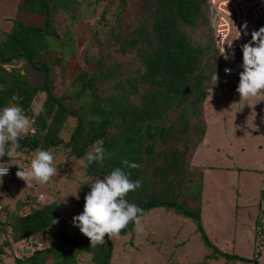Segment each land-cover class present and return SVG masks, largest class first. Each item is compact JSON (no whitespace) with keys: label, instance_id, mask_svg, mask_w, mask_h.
I'll return each instance as SVG.
<instances>
[{"label":"trees","instance_id":"1","mask_svg":"<svg viewBox=\"0 0 264 264\" xmlns=\"http://www.w3.org/2000/svg\"><path fill=\"white\" fill-rule=\"evenodd\" d=\"M102 1H106L103 6L99 4ZM109 2L86 3L91 12L87 19L95 16L98 5L105 17ZM139 4L142 14L132 24V35L120 31L117 17V26L111 30L112 37L116 33L115 49L122 52L124 59L108 64L99 58L94 74L80 73L74 78L69 86L73 94L58 96L54 92L53 65L77 52L70 27L74 29L85 19L82 11L85 4L79 0H20L19 17L14 19L6 36L0 37V108L15 102L32 117L33 101L41 91L45 93L42 105L46 115L34 114L36 132L22 137L19 149L28 154L38 148L50 150L63 144L69 155L82 158L95 144L102 145L106 151L103 166L90 165L85 169L86 175L103 178L114 168L123 167L124 159L138 163V169L124 170L131 172V179L142 181V186L130 192L127 199L144 209L143 216L155 208H164L193 219L205 245L211 249L205 255V264L208 259L223 257L261 264L259 243L254 257L222 251L208 237L201 221L203 173L193 158L208 132L204 108L209 95L207 83L213 82L215 74L219 80L226 64L214 40L209 0H139ZM27 13L41 14L43 21L25 23L22 16ZM60 13L61 20L66 21L62 31L57 30ZM97 29L98 34L104 32L101 25ZM106 35L110 40V35ZM243 43L235 48L241 50ZM55 45L62 55L52 59L48 54ZM131 52L139 66H127ZM19 60L24 61L21 67L14 64L8 70L4 66ZM32 68L43 74L42 85L30 81L27 74ZM121 74L125 77L120 78ZM111 79L113 92L99 93V85ZM14 95L16 101L12 100ZM76 99L85 102L72 106ZM69 117H74L76 124L64 141L60 131ZM11 158L12 155L0 158V163L9 164ZM195 168L201 170L197 176L193 174ZM188 194L192 196V206L182 200ZM84 197L78 200L82 210ZM31 200L30 195L18 203V209L30 207L26 214H16L7 220L0 217V234L7 231L5 243L22 245L52 229L56 237L49 245L33 244L29 254L21 251L16 264H73L83 250L92 253L94 263L110 264L111 239L105 237L103 245L91 247L89 238L83 234L72 236L64 228L61 208L52 202L56 199L37 207ZM52 218L58 223L51 224ZM162 225L164 228L165 224ZM182 227L178 224L176 233ZM127 232L134 238L136 226L130 223L121 233Z\"/></svg>","mask_w":264,"mask_h":264},{"label":"rangeland","instance_id":"2","mask_svg":"<svg viewBox=\"0 0 264 264\" xmlns=\"http://www.w3.org/2000/svg\"><path fill=\"white\" fill-rule=\"evenodd\" d=\"M84 2L83 14H86L84 20L79 22V25L74 29H71V36L74 39V45L76 46L77 52L64 58L63 60L57 61L53 65V84L54 92L58 96L64 94H73L69 88L73 84L74 78L80 73H87L88 76L94 74L96 70L97 60L100 58L102 61H106L108 64L114 63L116 60H123L122 52L116 50L118 46L116 43V33L112 37L111 30L117 26V19L119 18L120 31L128 35L133 34V23L140 19L141 5L139 0H107L110 1L108 10L105 17H102V7L106 4V1H102L97 6L96 14L94 17L87 19L90 15V10L86 6V3H93L95 0H79ZM20 0H0V37H5L7 32L13 28L14 19L18 18V4ZM86 7V8H85ZM119 14V16H118ZM25 23L39 24L43 21V15L36 13H27L22 16ZM117 17V19H116ZM59 19L57 30L62 31L66 26V21H62L63 14L60 13L57 17ZM214 20L212 19V25L214 28ZM103 27V33H97V27ZM253 30H258L261 26H264V19L256 22ZM250 24V23H249ZM252 30V31H253ZM118 33L119 30H116ZM248 35H243L242 39L249 36L250 26L247 29ZM110 35V40H107ZM251 39V36L247 41ZM246 41V42H247ZM57 44V43H56ZM58 45L53 47V50L49 52V57L52 59L60 58L62 53L59 52ZM241 48V47H240ZM234 52V57L229 60H225L226 64L222 67L224 73L221 75L217 83L208 82L209 95L204 103L205 116L207 120V134L208 138L215 140L216 146L209 147L212 151V155L216 156V160L220 161L224 165H229L232 162L241 163L245 166L259 167L264 169V129H260L255 126H260L264 119V101L257 103L254 107L244 104L243 108L240 109L243 101L240 102L239 93L236 91L239 82V72L243 69L242 65V51L236 48L232 49L230 53ZM71 53V51H69ZM110 57H105L106 55ZM127 66L135 65L139 66L137 59H134V53L128 54ZM45 59H48L47 55ZM13 61L12 64H4L8 70L14 67H21L24 61L19 60ZM124 61H122L123 63ZM240 65L241 69L235 71ZM225 66H228L231 70L230 73L225 72ZM122 70V69H120ZM30 81L36 85L43 84V74L32 68L29 72ZM125 74H121L120 78H124ZM215 83V84H214ZM112 93L113 92V81H103L99 85V93ZM45 98L44 92H38L34 99L32 111L36 114V111L42 104ZM67 99V97H66ZM78 102H85L76 99L71 105L75 106ZM240 109V110H239ZM32 114V118L35 116ZM76 124L74 117H69L65 123V128L60 131V137L67 141L70 135V131ZM248 134H256L249 136ZM258 134V135H257ZM243 144V145H242ZM96 146V144L94 145ZM92 146L89 151L94 147ZM40 150L39 148L26 154L20 149L12 153V158L9 165L14 168V174L10 177H3L2 184H0V200L4 205V210L0 212L2 220L15 216L16 214H26L29 212L30 207H20L18 209L19 202L26 200L31 195V202L34 206H38L39 203L51 202L53 199L59 200L64 195L75 192L78 188L79 199L86 195L90 191V185L85 183L89 178L99 179L96 176L86 175L85 169L79 164L80 159L69 155L68 148L64 147L63 144L58 147H52L51 151L56 160V166L58 168V175L54 177L48 184L29 187L25 181L16 176V172L21 168L27 169L30 166V161L33 158L35 152ZM197 152V151H196ZM196 154V153H195ZM203 152L197 155V162L201 160ZM196 155H194L195 158ZM193 158V161H194ZM194 161V162H196ZM196 166V163H194ZM198 167V166H197ZM194 175L197 176L201 173L199 168H195ZM260 172V171H259ZM254 171H240L239 178L245 183L247 180L255 182L256 178L260 177L254 174ZM264 178V176H262ZM259 183L261 180L258 181ZM10 184V185H9ZM249 185L244 184L242 200L245 199L246 194L249 192ZM9 186H11L9 188ZM209 186V185H208ZM190 187L189 189H193ZM217 188L208 187L206 194L209 195L211 191L213 193ZM248 192H247V191ZM226 193H223V196ZM40 195H43L44 200L40 199ZM253 195V194H252ZM190 195L183 196L182 200L185 204L192 206ZM230 198L228 195L227 199ZM73 195L68 194L66 197L67 204L61 200L59 206L62 211L63 225L70 235L82 234L78 227H75L72 222V218L75 215L80 214L83 210L78 204V200ZM201 198V202H202ZM205 200V199H204ZM227 201V200H226ZM256 201V200H255ZM245 204L244 210L256 209L264 207V198L260 203L250 201L249 203L241 202ZM240 203V204H241ZM224 204H226L224 202ZM194 205V204H193ZM246 213L245 219L250 216V213ZM245 213V212H244ZM177 218H188L189 223L181 229L179 236H170L167 230L163 228L161 223V215L159 213H145L143 216V226L149 227L144 228L143 233L139 234L136 230V235L131 238V233H121L117 238H111L112 241V259L110 264H205V255L211 252V249L205 245L201 233L196 228V222L189 218L184 217L180 214L173 213ZM169 221V220H168ZM202 221V220H201ZM147 223L148 225H145ZM175 225V229L178 225L174 221L170 222ZM203 224V222H202ZM9 231V228H7ZM55 230V229H54ZM54 230H49L45 235H36V241H41L45 245H49L51 241L55 239ZM7 231H3L0 234V264H16V258L21 257V251L23 246H27L28 243L24 244L15 243V245H8L6 242ZM145 237V238H144ZM149 238V239H147ZM182 238H189V244L180 248L178 244H181ZM213 243L218 246L222 251L229 253H238L241 256L254 257L257 254L258 246L253 244V238H210ZM154 240V242H151ZM133 242V243H132ZM259 241L258 243L260 244ZM255 246L257 250L255 251ZM262 244L259 245L261 249ZM82 254H79L75 258L73 264H96L92 261V253L83 250ZM24 253V252H23ZM30 253V252H29ZM28 253V254H29ZM206 264H253L244 263L235 259L221 258L219 260L208 259ZM261 264H264L263 254L261 256Z\"/></svg>","mask_w":264,"mask_h":264},{"label":"clouds","instance_id":"3","mask_svg":"<svg viewBox=\"0 0 264 264\" xmlns=\"http://www.w3.org/2000/svg\"><path fill=\"white\" fill-rule=\"evenodd\" d=\"M242 28L245 29L243 35H248L246 31L247 22L242 25ZM241 36V29L235 26V31L231 35V38L220 44L219 55H222L225 60L234 57V52H227L225 45L231 49L234 41L239 40ZM250 36L251 39L247 41ZM243 42L240 46L242 51L241 67L243 70L239 72V82L236 88L240 96V102L243 101L240 109L243 108L245 103L250 107H254L257 103L264 101V26H261L258 30H253ZM230 71L231 69H225L226 73H230ZM212 79L217 83V74ZM17 99L15 95L12 97L13 101ZM36 114L46 115V110L42 104L36 111ZM33 124L34 121L29 119L23 107L18 103L0 108V158L5 156L11 157L12 153L20 147L19 140L30 132L32 134L35 133ZM105 158L106 151L104 147L97 145L91 151L85 153V158L80 159L79 164L84 169H87L92 164L103 166ZM55 160L56 158L51 151L44 149L37 150L30 161V166L27 169L20 167L21 170L16 172V176L25 181L29 187L34 186V184L46 185L58 175L59 170ZM121 163L123 167L114 168L103 178H89L83 183L90 185V191L84 197L83 211L73 216L72 222L84 236L89 238L91 247L103 245L105 237L109 239L119 237L121 232L130 223L136 226L137 231L142 232L144 230V209L135 203L129 202L127 199L130 192H135L142 186V181L131 179V172L124 170L138 169L140 165L127 159L122 160ZM0 165L9 166V164L4 163H0ZM8 166L0 167V182H2L3 177L9 176L6 175L8 173ZM13 173L10 175H13ZM78 188L75 192L68 194L79 199ZM68 194L58 201L53 200L52 202L57 205L63 200L67 204L66 197ZM40 199L44 200L45 198L41 196ZM0 202L2 203L1 200ZM2 206H4L3 203ZM56 223H58V220L52 218L51 224ZM30 248L33 250L32 247Z\"/></svg>","mask_w":264,"mask_h":264},{"label":"crops","instance_id":"4","mask_svg":"<svg viewBox=\"0 0 264 264\" xmlns=\"http://www.w3.org/2000/svg\"><path fill=\"white\" fill-rule=\"evenodd\" d=\"M262 107L264 106L262 105ZM255 127L264 129V119L260 126ZM248 135L254 137L256 134ZM215 143V140L211 137L208 138V134L206 133V136L197 149L194 158V161H196L197 155L200 151L203 152L200 158L201 160H198V162L196 161L195 163L197 166H200L203 173L201 220L205 232L209 238H253L252 242L254 245L258 243V239L263 238L261 240L263 242L260 243L262 244L260 250L261 256L263 254L264 257V207H261L260 204L258 208L252 209L248 212V210L246 211L243 209L245 204L241 203L242 201L245 203H249L250 201L260 203L262 201L264 198V178H262V176H264V169L245 166L236 162H232L226 166L220 161H214L217 158L212 155V151L209 147L213 145L216 146ZM262 167L264 168V166ZM240 171H254V174H257L260 177L256 178L255 182L247 180L244 183L239 178ZM259 180H261L260 183L258 182ZM248 183H250L249 192L246 190L248 194H246L245 199L242 200L245 193V191L243 193L242 188L244 187V184ZM208 185L217 188L213 193L210 191L209 195L205 192L209 187ZM10 187L11 186H9V188ZM223 193L226 194L223 196ZM228 195L230 198L227 199ZM224 202L226 204H224ZM151 211L161 215V220L163 221L160 222L165 224L164 228H166L165 230H167L170 236L180 235V233H176V229V234H174L173 229L175 228V225L171 224V221H174L176 225L179 224V226L182 225L183 227L185 224L189 223L188 218H177V216H174L173 212L169 209L155 208L150 210V212ZM247 212L250 213V216L245 219L244 216ZM257 220H260L259 225H257ZM145 224L148 225L147 223ZM260 228H262V231H258ZM189 240V238H182L180 241L181 244H178L180 245L179 247L182 248L185 245H188ZM151 242H154V240H151ZM254 250H257L256 246Z\"/></svg>","mask_w":264,"mask_h":264},{"label":"built area","instance_id":"5","mask_svg":"<svg viewBox=\"0 0 264 264\" xmlns=\"http://www.w3.org/2000/svg\"><path fill=\"white\" fill-rule=\"evenodd\" d=\"M211 10H212V19L214 22V40L219 48L220 44L227 39L231 38V35L235 31V26L240 28L242 31V36L239 40L234 41L231 49L225 45V50L230 52L232 49L240 45L243 40V32L245 29L242 28L245 22L247 26L250 22L258 21L264 18V0H209ZM235 24V26H234ZM245 40V39H244ZM220 50V48H219ZM225 69H231L228 66H225ZM241 69L240 65L235 70L236 72ZM232 70V69H231ZM234 72V69L232 70ZM231 72V71H230ZM15 102H11L13 104ZM26 113V112H25ZM28 115V113L26 114ZM30 120L34 121V118L28 115ZM33 128L36 132V127L33 125ZM28 135H32L30 132ZM26 135V136H28ZM23 136V137H26ZM8 165H0V167H7ZM12 166H8V173L10 175L13 173ZM5 175V176H6ZM43 195H40V197ZM2 203L0 202V210L2 209ZM28 247L33 248V244H36L38 247L43 246V242L36 240H29Z\"/></svg>","mask_w":264,"mask_h":264},{"label":"water","instance_id":"6","mask_svg":"<svg viewBox=\"0 0 264 264\" xmlns=\"http://www.w3.org/2000/svg\"><path fill=\"white\" fill-rule=\"evenodd\" d=\"M22 249H23V252H24V253H29V252L31 253V252H32V249H31L30 247H25V246H23Z\"/></svg>","mask_w":264,"mask_h":264},{"label":"bare ground","instance_id":"7","mask_svg":"<svg viewBox=\"0 0 264 264\" xmlns=\"http://www.w3.org/2000/svg\"><path fill=\"white\" fill-rule=\"evenodd\" d=\"M249 26H250V32L253 30V28H254V25L252 24V23H250V24H248ZM247 29H248V26H247ZM247 29H246V31H247ZM249 32V33H250ZM242 40H244V39H242Z\"/></svg>","mask_w":264,"mask_h":264}]
</instances>
